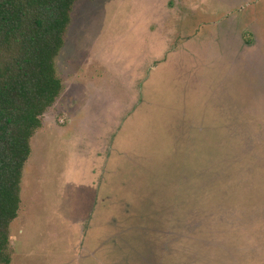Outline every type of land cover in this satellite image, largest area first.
I'll return each instance as SVG.
<instances>
[{
    "label": "rangeland",
    "instance_id": "1",
    "mask_svg": "<svg viewBox=\"0 0 264 264\" xmlns=\"http://www.w3.org/2000/svg\"><path fill=\"white\" fill-rule=\"evenodd\" d=\"M10 264H264V0H76Z\"/></svg>",
    "mask_w": 264,
    "mask_h": 264
},
{
    "label": "trees",
    "instance_id": "2",
    "mask_svg": "<svg viewBox=\"0 0 264 264\" xmlns=\"http://www.w3.org/2000/svg\"><path fill=\"white\" fill-rule=\"evenodd\" d=\"M76 0H0V264L12 261L11 222L31 139L64 85L56 58Z\"/></svg>",
    "mask_w": 264,
    "mask_h": 264
}]
</instances>
